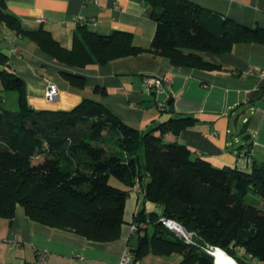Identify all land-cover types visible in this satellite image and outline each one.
Masks as SVG:
<instances>
[{
  "label": "trees",
  "instance_id": "trees-1",
  "mask_svg": "<svg viewBox=\"0 0 264 264\" xmlns=\"http://www.w3.org/2000/svg\"><path fill=\"white\" fill-rule=\"evenodd\" d=\"M139 1L152 9L156 24L148 53L173 66L212 69L201 53H225L236 43L264 45V29L241 26L184 0ZM84 31L69 51L48 37L36 41L46 50L51 49L44 42L55 45L50 52L59 61L79 67L144 53L130 34L98 37ZM0 78L4 90L18 94L17 110L0 113V217L12 219L21 206L34 222L111 242L119 237L128 191L110 180L133 187L145 172L144 199L161 213L135 216L134 224L145 229L135 232L131 263L149 250L177 252L180 264H213L208 253L218 248L236 264H264V162L253 163L249 172L216 168L192 158L186 146L166 142L164 135L177 134L188 117L140 131L92 99L69 111H35L20 78L7 70ZM162 219L178 223L191 242L171 234Z\"/></svg>",
  "mask_w": 264,
  "mask_h": 264
},
{
  "label": "crops",
  "instance_id": "crops-1",
  "mask_svg": "<svg viewBox=\"0 0 264 264\" xmlns=\"http://www.w3.org/2000/svg\"><path fill=\"white\" fill-rule=\"evenodd\" d=\"M184 1L241 26L264 29V0ZM151 16L152 9L139 0H0V73L10 71L24 82L27 103L35 111H69L83 99H92L140 131L188 117V124L177 134L164 135L166 142L186 146L192 158L207 160L216 168L249 172L253 163H263L264 45L236 43L225 53H201L212 69L176 67L148 53L156 29ZM42 17L45 22L38 23ZM75 18L94 22L76 23ZM84 30L98 37L130 34L132 43L144 53L79 67L59 61L50 52L55 45L44 42L51 49L46 50L36 41L48 37L69 51L76 35ZM146 77L163 79L162 87L150 93ZM49 84L58 91L57 100L51 103L44 98ZM17 108L18 94L4 90L0 78V113ZM247 135L250 139L243 141ZM148 182L145 172L133 187L110 180L113 186L128 191L119 237L111 242L91 241L34 222L16 206L12 219L0 217V261L29 264L43 253L46 264H120L129 253L135 216L161 213L159 206L144 199ZM151 233L152 227H146V234ZM180 261L177 252L146 250L136 264Z\"/></svg>",
  "mask_w": 264,
  "mask_h": 264
},
{
  "label": "built area",
  "instance_id": "built-area-1",
  "mask_svg": "<svg viewBox=\"0 0 264 264\" xmlns=\"http://www.w3.org/2000/svg\"><path fill=\"white\" fill-rule=\"evenodd\" d=\"M37 22L43 23V22H45V18L42 17V18L38 19ZM74 22H76V23H90V22H94V19L91 18V19L85 20L83 18H75ZM163 82H164L163 79L153 78V77H146L144 79L145 86L150 93H153L157 89L161 88ZM44 98L49 103L57 100L58 91L54 85L49 84L47 86V88L45 90ZM135 189H136V191H139V186H135ZM161 223L166 230H168L169 232H172L176 237L183 239L187 243L191 242V234L187 233L178 223L171 221V220H166V219H162ZM138 229L139 230L145 229L144 224L141 223L138 226L135 224L132 225V233L133 234H135V232ZM46 260H47L46 255L43 253H39L36 261L33 263H29V264H46ZM130 263H131L130 254L129 253L124 254L121 261H120V264H130ZM0 264H2L1 261H0Z\"/></svg>",
  "mask_w": 264,
  "mask_h": 264
},
{
  "label": "water",
  "instance_id": "water-1",
  "mask_svg": "<svg viewBox=\"0 0 264 264\" xmlns=\"http://www.w3.org/2000/svg\"><path fill=\"white\" fill-rule=\"evenodd\" d=\"M170 105H171V102H169L168 103V107H170ZM169 111H171V109L169 108ZM238 120V117H236V120L235 121H237ZM248 139H250V136L249 135H247V136H245L244 138H242V140L243 141H247ZM137 245H138V236H137V234H133L132 236H131V239L129 240V244H128V247H129V254L130 255H133V254H135V252H136V248H137ZM215 251H220V249H218V248H216V249H214ZM223 252V251H222ZM224 253V252H223ZM211 257H213V259H214V261H213V264H216V260H215V258H214V254L213 253H208Z\"/></svg>",
  "mask_w": 264,
  "mask_h": 264
},
{
  "label": "bare ground",
  "instance_id": "bare-ground-1",
  "mask_svg": "<svg viewBox=\"0 0 264 264\" xmlns=\"http://www.w3.org/2000/svg\"><path fill=\"white\" fill-rule=\"evenodd\" d=\"M212 253L214 254L216 264H236V262L231 257L223 253L221 250H213Z\"/></svg>",
  "mask_w": 264,
  "mask_h": 264
},
{
  "label": "rangeland",
  "instance_id": "rangeland-1",
  "mask_svg": "<svg viewBox=\"0 0 264 264\" xmlns=\"http://www.w3.org/2000/svg\"><path fill=\"white\" fill-rule=\"evenodd\" d=\"M38 160H39V159H33L32 162H33V163H36V162H38ZM170 233L173 234L172 232H170ZM211 250H212V249H210V251H211Z\"/></svg>",
  "mask_w": 264,
  "mask_h": 264
}]
</instances>
